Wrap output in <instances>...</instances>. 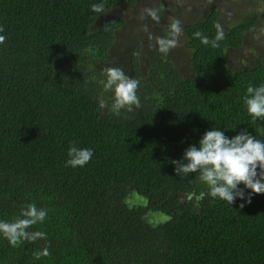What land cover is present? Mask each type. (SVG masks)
Listing matches in <instances>:
<instances>
[{"label": "trees", "instance_id": "16d2710c", "mask_svg": "<svg viewBox=\"0 0 264 264\" xmlns=\"http://www.w3.org/2000/svg\"><path fill=\"white\" fill-rule=\"evenodd\" d=\"M99 2L106 12L136 0H0V220L29 203L48 210L29 229L47 239L12 248L0 238V264H264V194L243 208L240 199L197 201L206 185L196 173L178 177L172 163L211 127L264 139V122L243 103L249 85L264 83V56L247 68L227 62L255 14L223 24L211 10L185 23L188 76L157 49L142 67L136 45L127 74L141 107L117 115L98 98L123 20L91 12ZM220 24L216 48L193 35L213 39ZM120 58L115 68L125 67ZM72 144L93 150L84 167L65 166ZM132 193L146 204L127 205ZM150 213L167 221L153 225ZM45 246L50 255L34 259Z\"/></svg>", "mask_w": 264, "mask_h": 264}, {"label": "clouds", "instance_id": "9594fccd", "mask_svg": "<svg viewBox=\"0 0 264 264\" xmlns=\"http://www.w3.org/2000/svg\"><path fill=\"white\" fill-rule=\"evenodd\" d=\"M90 11L103 14L104 3H93ZM144 14L152 21L159 23L160 16L156 9L146 8ZM146 30V29H145ZM2 31V29H0ZM182 28L179 20H174L169 25V31L165 36L155 37L157 50L163 56L178 44ZM201 44L216 48L219 42L225 38L224 32L217 25V33L213 39L204 36L201 32H195ZM6 37L0 35V44ZM91 67V66H90ZM103 92L105 98H98L100 109H109L119 115L121 110L133 112L141 107L137 95L139 81L130 77L122 69L107 68L104 72ZM244 107L253 121L264 122V83L258 86L249 85L243 97ZM235 130V127L232 128ZM94 152L91 148H80L75 144L67 150V167H84L92 159ZM174 172L178 177L188 176L191 173L198 174V180L206 185L207 192L196 196L198 201L208 195L213 199H219L231 206L237 199L244 201L239 207L250 204L253 194H264V139H257L247 128L241 129L238 134L229 138L225 130L211 127L204 132L194 145L185 149L179 161H172ZM243 185L240 188L239 185ZM245 190H250L245 195ZM192 197L190 196L189 199ZM48 216V210L37 208L34 203L24 205L19 217L12 222L0 220V238L7 240L12 248H17L23 242H35L46 240L44 231H29L32 226L43 224ZM50 253L48 247L34 253V259L47 257Z\"/></svg>", "mask_w": 264, "mask_h": 264}, {"label": "rangeland", "instance_id": "374dc122", "mask_svg": "<svg viewBox=\"0 0 264 264\" xmlns=\"http://www.w3.org/2000/svg\"><path fill=\"white\" fill-rule=\"evenodd\" d=\"M152 8L158 11L159 23L152 21L144 14V9ZM215 10L223 24L235 22L246 15L255 14L254 28L243 37L242 44L237 49L227 52V62L231 69L252 67L257 58L264 56V0H136L132 5L120 3L118 6L104 12V19H122L123 26L117 31L114 44L111 49V65H102L107 68H115L120 58L121 69L127 74L128 58L133 48L139 45L140 64L151 58L156 49L155 37L165 36L169 31V25L174 20L180 21L181 28L185 23L203 20L208 12ZM220 29H224L220 24ZM146 29V30H145ZM224 31V30H223ZM185 39L181 35L178 38L177 47L167 54L169 59L176 65L180 72L188 76L189 52L184 49ZM121 54H123L121 56ZM131 206L138 203L146 204V201L132 193L126 200ZM147 221L153 225L165 223L167 217L162 214H148Z\"/></svg>", "mask_w": 264, "mask_h": 264}]
</instances>
